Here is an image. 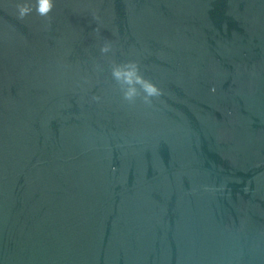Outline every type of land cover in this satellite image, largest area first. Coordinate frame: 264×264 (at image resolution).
Segmentation results:
<instances>
[{
	"label": "water",
	"instance_id": "95a60500",
	"mask_svg": "<svg viewBox=\"0 0 264 264\" xmlns=\"http://www.w3.org/2000/svg\"><path fill=\"white\" fill-rule=\"evenodd\" d=\"M53 3L0 0V264H264V0Z\"/></svg>",
	"mask_w": 264,
	"mask_h": 264
},
{
	"label": "clouds",
	"instance_id": "9594fccd",
	"mask_svg": "<svg viewBox=\"0 0 264 264\" xmlns=\"http://www.w3.org/2000/svg\"><path fill=\"white\" fill-rule=\"evenodd\" d=\"M54 7L53 0H36V12L38 15L47 17ZM18 17L23 19L29 15L32 8L28 4L17 5ZM113 51L112 44L105 42L101 48V54ZM113 80L120 86L122 98L129 104H135L139 99L144 105L151 107L153 100L161 96L159 89L152 81L146 79L141 73L140 65L134 60L123 63H113L111 69ZM93 99H99L93 97Z\"/></svg>",
	"mask_w": 264,
	"mask_h": 264
}]
</instances>
